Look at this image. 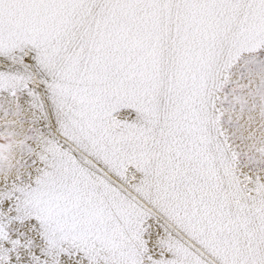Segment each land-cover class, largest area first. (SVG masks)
I'll return each instance as SVG.
<instances>
[{
	"label": "snow or ice",
	"instance_id": "snow-or-ice-1",
	"mask_svg": "<svg viewBox=\"0 0 264 264\" xmlns=\"http://www.w3.org/2000/svg\"><path fill=\"white\" fill-rule=\"evenodd\" d=\"M0 264H264V0H0Z\"/></svg>",
	"mask_w": 264,
	"mask_h": 264
}]
</instances>
